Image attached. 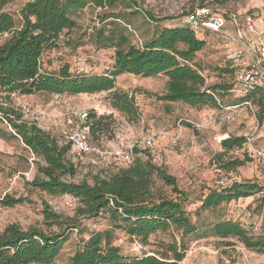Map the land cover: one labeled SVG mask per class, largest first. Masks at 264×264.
Instances as JSON below:
<instances>
[{"label":"rangeland","instance_id":"rangeland-1","mask_svg":"<svg viewBox=\"0 0 264 264\" xmlns=\"http://www.w3.org/2000/svg\"><path fill=\"white\" fill-rule=\"evenodd\" d=\"M31 0H14L4 11L18 18L19 10ZM205 5L217 12L235 14L240 25L246 17L252 21L258 38L264 43V0H229L224 4H210L209 0H130L118 2L111 8H96L88 5L74 12L71 18L75 27L61 33L56 46L46 50L41 57V67L47 71L57 70L67 64L71 72L99 75L110 69L115 49L118 45L140 47L161 28L182 26L181 21L195 7ZM246 38L244 26L235 29ZM205 41V48L197 53L190 63L200 71L205 87L220 85L225 90L218 97L219 108H189L181 103L169 104L161 97L166 90L167 78L158 75L151 78L123 74L116 78V89L134 99L135 118L125 116L109 106L108 93L78 96H56L36 93L30 96L12 95L10 105L21 111L23 119L35 123L42 131L63 144L62 132L82 124L80 115L93 111L96 114L111 115L115 121L112 137H103L101 147L108 152L117 149L122 139L124 146H131L153 138L150 151L134 149L142 161H147L174 177L176 187L185 200L184 210L197 231L182 239L181 234L171 231L167 234L151 236L149 245L142 246L130 240L120 230L115 231L114 245L122 254L141 256L155 253L159 243L170 241L174 235L181 242L184 259L179 264H264V254L248 251L236 240H220L207 229L217 221H232L241 224L252 235L264 232V196L253 195L246 199L232 201L214 211L201 210V201L209 190L220 189L232 182H253L264 185V159L258 163L251 150L264 148V123H257V107L243 106L236 109L231 121H224L227 107L238 105L242 96L234 84V74L230 51L234 45L217 34H196ZM2 39L0 37V43ZM2 94L0 95V97ZM0 103L2 101L0 100ZM6 105V104H5ZM182 120V128L177 122ZM187 121L200 125L194 128ZM7 131H11L7 128ZM179 134L176 145L169 140ZM228 137L250 139L240 150L224 152L220 142ZM70 163L76 166L73 177L63 180L78 183L92 182L100 172L110 171L130 165L109 159L100 167L80 165L71 151L67 154ZM243 161L235 171H227L225 165L233 160ZM42 163L18 139L4 140L0 137V233L9 225H17L22 230L35 228L45 233L58 232L45 221L43 211L47 206L52 212L64 218L76 216L77 203L73 207L64 205L66 195L49 196L31 187L36 176V164ZM154 191L175 197L171 188L164 187L156 177ZM223 183L221 186L219 183ZM5 197L22 202L11 207L3 206ZM79 227L68 234V240L54 264H69V260L79 245V241L98 230L111 228L107 213L96 218H80ZM226 243H229L227 246Z\"/></svg>","mask_w":264,"mask_h":264},{"label":"trees","instance_id":"trees-1","mask_svg":"<svg viewBox=\"0 0 264 264\" xmlns=\"http://www.w3.org/2000/svg\"><path fill=\"white\" fill-rule=\"evenodd\" d=\"M13 1L0 0V137L20 140L42 162L36 164L31 187L49 196L68 195L77 207L74 218H64L45 206L44 219L50 227L58 230L57 233L7 226L0 233V264H54L68 234L80 226V218H96L103 212L107 213L112 227L93 232L87 239L79 241L69 264H179L185 256L181 249L182 239L195 233L197 228L184 210L185 196L177 189L174 177L136 156L130 165L114 172L98 173L91 183L63 180V177H73L76 173V166L67 159L70 145L63 139L60 144L35 123L24 120L21 111L10 105V97L36 93L78 96L105 92L109 95L112 110L135 118L134 99L116 89V78L123 74L142 78L163 75L167 78L166 90L161 97L163 102L181 103L189 108L217 109L218 97L225 89L220 85L205 87L200 71L190 64L205 48V41L198 39L196 33L184 25L164 27L140 47L118 45L110 69L103 74L71 72L67 64L47 71L41 67V57L46 50L56 46L62 32L75 27L72 13L88 5L111 8L120 1L130 0H31L19 10L18 18L4 11ZM206 1L200 0L201 3ZM228 1L209 0V3L221 5ZM197 8L208 10L209 17L219 15L226 20H238L235 14L217 12L205 5ZM236 71L235 66L233 70L221 72L235 76ZM240 95L242 97L235 106L242 107L246 103L256 106L257 123L262 125L264 102L261 90L257 88ZM82 126L88 128L91 143L100 145L104 136L112 137L115 121L111 115L89 111ZM245 141L244 137H228L220 142V146L224 152L240 150ZM242 165L243 161L233 159L225 169L235 171ZM154 176L164 187L171 188L175 197L156 194ZM256 194L264 196V185L235 181L220 189L209 190L200 209L214 211ZM21 202V199L5 197L1 204L11 207ZM117 230L122 231L130 242L138 241L142 246L149 245L151 236L171 231L181 234V242L170 235V241L159 243L155 253L129 256L122 254L120 247L113 244ZM207 231L217 239H233L248 251L264 254V232L252 235L241 224L232 221H217Z\"/></svg>","mask_w":264,"mask_h":264},{"label":"built area","instance_id":"built-area-1","mask_svg":"<svg viewBox=\"0 0 264 264\" xmlns=\"http://www.w3.org/2000/svg\"><path fill=\"white\" fill-rule=\"evenodd\" d=\"M209 12L205 9H199L195 7L189 12L181 24L193 30L196 34L213 33L221 35L226 38L230 43L234 45V49L230 51L231 59L237 67V71L234 76V84L237 91L240 94H245L254 89H260L262 92V99L264 102V43L258 38L257 31L253 28L252 21L249 17L245 18L243 23L231 18L226 20L222 16H208ZM240 26H244L252 39L245 38L239 31L233 34L235 29ZM246 107L251 108L250 103H246ZM242 106V107H243ZM240 106L227 107L224 109L225 117L224 121H231L234 118L236 109ZM86 118V113L80 115V119L83 121ZM194 128L200 129L201 126L193 122L187 121ZM182 120L178 121L176 126L178 131L182 128ZM62 139L70 145L72 154L75 156L77 163L80 165L89 164L92 167H100L109 159H115L123 163H129L133 161L137 153L134 149L139 148L142 151H150L153 148V138L145 139L135 145L124 146L122 139L116 136V139L120 140V146L108 152L104 150L100 145H94L90 141L89 130L87 127H83L82 124L79 127H72L62 132ZM179 140V134H174L170 137V144L176 145ZM250 139H246L245 144L250 145ZM254 154L257 162L260 163L264 159V148L258 150H251ZM221 186L223 183H219ZM74 200L66 195L64 205L68 208H72Z\"/></svg>","mask_w":264,"mask_h":264},{"label":"crops","instance_id":"crops-1","mask_svg":"<svg viewBox=\"0 0 264 264\" xmlns=\"http://www.w3.org/2000/svg\"><path fill=\"white\" fill-rule=\"evenodd\" d=\"M245 36H246L247 38H250V39L253 38L252 35H250V33H248V32L245 33ZM169 104H172V103H169Z\"/></svg>","mask_w":264,"mask_h":264}]
</instances>
